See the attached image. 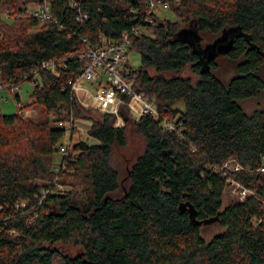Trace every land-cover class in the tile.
Here are the masks:
<instances>
[{"label":"trees","instance_id":"trees-1","mask_svg":"<svg viewBox=\"0 0 264 264\" xmlns=\"http://www.w3.org/2000/svg\"><path fill=\"white\" fill-rule=\"evenodd\" d=\"M45 4L48 19L34 14ZM232 27L225 82L182 35ZM125 32L140 64L128 58L123 77L158 114L137 119L124 104L117 124L72 83L81 53ZM260 51L264 0H0V85L34 83L30 102L15 93L18 110L0 112V264H264V107L243 104L264 91ZM80 119L97 141L65 143ZM130 132L144 149L122 169L114 149ZM238 183L246 197L225 199ZM213 223L221 231L205 238Z\"/></svg>","mask_w":264,"mask_h":264},{"label":"built area","instance_id":"built-area-1","mask_svg":"<svg viewBox=\"0 0 264 264\" xmlns=\"http://www.w3.org/2000/svg\"><path fill=\"white\" fill-rule=\"evenodd\" d=\"M34 14L48 19L51 17L50 7L45 4ZM129 45L130 36L128 32H125L116 43H103L84 51L80 54L82 59H86L84 70L77 75L72 83V90L77 95L84 92L86 99L89 98L92 105L100 112L116 114L118 124L123 123L119 111L124 104L137 119L147 114H158L153 100L145 92L135 90L132 82L123 77L122 70L129 58ZM55 64V61H51L46 62L45 66L55 69ZM166 122L169 129L176 128L174 122L169 120ZM231 162L227 161L225 164L230 167H239L232 165ZM235 186L239 191L237 193L239 198L244 199L249 190L239 183Z\"/></svg>","mask_w":264,"mask_h":264},{"label":"rangeland","instance_id":"rangeland-1","mask_svg":"<svg viewBox=\"0 0 264 264\" xmlns=\"http://www.w3.org/2000/svg\"><path fill=\"white\" fill-rule=\"evenodd\" d=\"M4 14H7V11L4 12ZM166 15H168L171 18H174L171 12H167ZM200 34H201L200 44L203 47L207 46L208 43H210L211 45L215 42V40L223 37V33L215 35V34H211L208 32H200ZM227 52L229 53V51ZM227 52L218 54L215 57L216 58L215 61L217 63L215 73L225 82H229V80L236 74L234 61L230 58V56L227 55ZM129 59L133 65L138 66L140 64V56H139V53L136 51H131L129 53ZM60 63L63 64V61H60ZM263 72H264V67H263ZM182 74L191 76L194 81H196L198 78V75L195 72H193L190 68H186L182 72ZM0 87H1L0 112L11 113V112H16L18 110V106L20 105L16 102L14 98L15 93H18L20 95V101L22 104L30 102L31 100L30 94L33 90L34 83L32 81L26 80L16 89L15 92H13V90L4 89L2 85H0ZM80 93L81 94L78 95V98L84 105H86V107L95 109L99 113H102L92 105V102L89 100V98L86 99L84 92H80ZM83 98L85 99L83 100ZM243 104L248 111H252L259 107L263 108L264 107V91L259 96L253 97L249 100H244ZM176 106L181 107V109L184 108V104L182 102L177 103ZM28 113H32V112L29 111ZM93 115L98 116L97 112L93 113ZM116 123L118 124V119ZM90 125H91L90 121H85L82 119L76 120L74 123L75 130L73 131V134H72L73 137H70V135H68L65 143L68 144L69 142H75L76 140H79V139L86 140L89 143L96 142L97 140L91 137L87 133ZM67 126L70 128L69 134H71L72 133L71 132L72 122H68ZM143 149H144V141L141 138V136L135 132L134 133L130 132L128 136L127 144L124 147H120V148L115 147L114 155H113V162L117 166H120V165L123 166L122 169H124L126 165V161L128 159L135 158V156H137L140 152H142ZM232 160L233 159H230L229 162H231ZM225 193H226L225 199H227V197L229 198L237 197L238 196L237 193H239V191H237V186L231 185L229 186V188L226 190ZM25 204L26 202L22 201L21 206H24ZM219 231H221V228H219V225H217L216 223H213L211 225H207V227L204 228L203 232L206 236L203 233L202 234L204 235L205 238H210L214 233H217ZM79 250L80 248L77 246L70 245L68 247V251L71 253L78 252Z\"/></svg>","mask_w":264,"mask_h":264},{"label":"water","instance_id":"water-1","mask_svg":"<svg viewBox=\"0 0 264 264\" xmlns=\"http://www.w3.org/2000/svg\"><path fill=\"white\" fill-rule=\"evenodd\" d=\"M241 35L240 29L237 27H232L227 30L223 31V37L215 40L213 44H208L206 47H203L200 44V35H198L196 32L190 30V31H184L183 32V39H186L191 42L192 45H194L197 48L203 47V51L201 53L203 54V57L206 59L204 61L206 68L209 67V62L215 59V57L218 54L226 53L227 51H230L233 49L234 46V40L236 36ZM260 53L264 56V52L260 51Z\"/></svg>","mask_w":264,"mask_h":264}]
</instances>
